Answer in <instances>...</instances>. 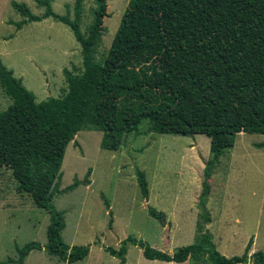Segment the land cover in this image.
Returning a JSON list of instances; mask_svg holds the SVG:
<instances>
[{"label":"trees","instance_id":"16d2710c","mask_svg":"<svg viewBox=\"0 0 264 264\" xmlns=\"http://www.w3.org/2000/svg\"><path fill=\"white\" fill-rule=\"evenodd\" d=\"M44 8L36 16L27 4L14 2L25 22L53 18L72 30L80 44L83 69L64 70L67 89L57 98H37L0 60V86L13 103L0 112V168L7 167L18 191L30 195L47 211V244L31 242L18 248L19 258L0 264H24L34 250H45L69 264L90 254L88 246H70L62 236L64 213L54 198L58 193L89 185L85 180L61 190L62 165L67 147L83 129L103 133L102 147L118 151L129 133L210 139L211 157L205 169L196 242L174 253L159 250L129 236L116 250H105L126 264L128 245L143 249L151 261L185 263L205 258L204 264H264V252L251 253L252 238L242 256L221 254L206 230L212 217L207 209L210 180L220 158L241 133L264 136V0H129L113 45L103 63L94 48L110 17L108 3L99 0L93 22L81 29L82 0H76L74 18L58 15L53 0H34ZM264 148V142L257 145ZM144 199L149 184L137 170ZM110 208V205H107ZM162 221L164 213L150 209ZM199 264V263H198Z\"/></svg>","mask_w":264,"mask_h":264},{"label":"rangeland","instance_id":"374dc122","mask_svg":"<svg viewBox=\"0 0 264 264\" xmlns=\"http://www.w3.org/2000/svg\"><path fill=\"white\" fill-rule=\"evenodd\" d=\"M110 17L94 48V58L103 63L129 0H106ZM27 4L36 16L44 8L34 0H0V60L35 94L37 102L57 98L67 89L64 70L79 73L83 56L70 27L53 18L25 22L13 3ZM76 0H53L58 15L74 18ZM99 0H82L81 29L93 22ZM13 103L0 86V112ZM143 124L137 136L127 134L121 149L102 147L103 133L83 129L69 144L62 165L61 190L87 178L89 185L58 193L56 208L64 213L62 233L70 246H88L87 258L74 264H121L105 249L118 250L129 236L174 253L196 242L198 223H203L199 199L204 169L211 157L210 139L203 135L180 136L147 133ZM264 142L259 134L241 133L235 147L220 158L210 180L207 209L212 217L206 225L221 254L242 256L250 240L264 252ZM144 171L149 199H144L137 180ZM18 183L7 167L0 168V263L19 258L18 248L31 242L47 244L50 217L32 197L18 191ZM107 205H110L108 208ZM150 209L164 213L162 221ZM251 251V252H252ZM126 264H204L205 258L186 263L151 261L139 246L128 245ZM207 263V262H206ZM15 264V263H9ZM24 264H69L34 250Z\"/></svg>","mask_w":264,"mask_h":264},{"label":"crops","instance_id":"0c3cea01","mask_svg":"<svg viewBox=\"0 0 264 264\" xmlns=\"http://www.w3.org/2000/svg\"><path fill=\"white\" fill-rule=\"evenodd\" d=\"M254 252H255V250L253 249V251H252L251 253H254ZM88 256H89V255H88ZM189 260H190V259H189ZM189 260H188V261H189ZM188 261H187V262H188ZM185 263H186V262H185Z\"/></svg>","mask_w":264,"mask_h":264}]
</instances>
